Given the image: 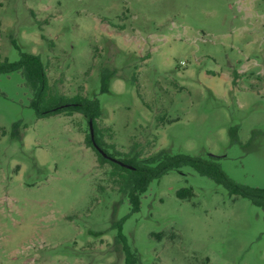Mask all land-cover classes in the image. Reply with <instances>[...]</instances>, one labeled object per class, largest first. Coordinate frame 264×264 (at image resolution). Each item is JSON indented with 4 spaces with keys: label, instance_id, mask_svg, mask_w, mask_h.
<instances>
[{
    "label": "rangeland",
    "instance_id": "rangeland-1",
    "mask_svg": "<svg viewBox=\"0 0 264 264\" xmlns=\"http://www.w3.org/2000/svg\"><path fill=\"white\" fill-rule=\"evenodd\" d=\"M21 53L98 101L117 151L213 155L264 190V0H0V61ZM30 99L20 71L0 73V264H123L117 222L136 264H264L261 208L182 167L132 212L82 115L37 118Z\"/></svg>",
    "mask_w": 264,
    "mask_h": 264
},
{
    "label": "trees",
    "instance_id": "trees-1",
    "mask_svg": "<svg viewBox=\"0 0 264 264\" xmlns=\"http://www.w3.org/2000/svg\"><path fill=\"white\" fill-rule=\"evenodd\" d=\"M12 71L21 72L31 94L30 107L34 110L37 118L72 112L82 115L88 124L89 121L92 123L96 145L107 156L131 167H123L103 158L92 146L90 134L86 136V146L95 153L99 165H109V180L115 191L127 197L132 212L139 210L140 198L153 180L182 167H189L197 174L211 179L217 185L222 186L230 196L248 199L264 212V190L249 188L231 180L221 170L216 156L208 155L206 158H202L182 153L172 154L170 151L162 149L151 156L141 158L139 153L135 152V144L128 152L123 153L117 151L113 143H105L102 130L97 126V120L102 116L98 101L95 98L90 100L80 95L67 97L58 92L55 87L49 84L47 67L39 56L32 53H21L20 59L16 62L0 61V73ZM103 78H105L103 81L105 83L102 89L106 90L110 78L108 75ZM109 150L113 151V154H110ZM176 196L180 199H190L193 197V192L191 189H182L176 192ZM112 227L117 230L113 249L122 252L123 264H136L137 255L127 245L121 232V223L117 222ZM93 234L100 235L101 233Z\"/></svg>",
    "mask_w": 264,
    "mask_h": 264
},
{
    "label": "water",
    "instance_id": "water-1",
    "mask_svg": "<svg viewBox=\"0 0 264 264\" xmlns=\"http://www.w3.org/2000/svg\"><path fill=\"white\" fill-rule=\"evenodd\" d=\"M89 134H90V139H91V142H92V146L94 147V149L103 157V158H105V159H107V160H110V161H112V162H114V163H117V164H119V165H121V166H123V167H127V168H131L130 166H127V165H125V164H123V163H121L120 161H118V160H116V159H113V158H111V157H109V156H107L97 145H96V143H95V141H94V135H93V128H92V123H91V121H89Z\"/></svg>",
    "mask_w": 264,
    "mask_h": 264
}]
</instances>
